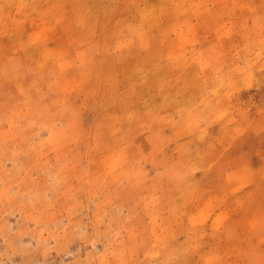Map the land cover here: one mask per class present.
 I'll return each instance as SVG.
<instances>
[{
    "label": "rangeland",
    "instance_id": "1",
    "mask_svg": "<svg viewBox=\"0 0 264 264\" xmlns=\"http://www.w3.org/2000/svg\"><path fill=\"white\" fill-rule=\"evenodd\" d=\"M221 1L99 0L91 43L2 80L0 264H194L264 226V0Z\"/></svg>",
    "mask_w": 264,
    "mask_h": 264
},
{
    "label": "crops",
    "instance_id": "2",
    "mask_svg": "<svg viewBox=\"0 0 264 264\" xmlns=\"http://www.w3.org/2000/svg\"><path fill=\"white\" fill-rule=\"evenodd\" d=\"M221 2L223 5L218 8L204 11L205 14L220 15L216 23H220L223 13L234 6L242 8L244 13L255 4V0ZM99 12V0H0V70L3 71L0 84L2 80L11 77L37 78L40 74L30 73V68L35 70L38 67L39 71H45L51 67L55 52L91 43L98 26L95 23L83 25V20L92 18L94 21L95 17H99ZM201 26L205 30L204 23ZM221 27V32L232 31L230 25L224 24ZM242 35H247L251 40L255 32L245 30ZM19 58H26L29 68H17ZM230 59H239V56L234 54ZM72 62L71 56L59 55L58 63ZM8 86L9 84L7 88ZM2 92L4 93V89H0V93ZM167 109L169 108H159V111ZM191 109L193 107L188 111ZM216 146L211 141L203 146V150L207 153ZM220 152L221 150L215 149L213 155ZM207 172L208 176L214 173L212 168ZM194 237L201 238L199 234ZM203 238L201 247H197L196 252L189 255L193 256L191 261L194 264H264V226L243 230L237 224H232L227 217L223 218V224L219 228L209 229L207 234L204 233ZM180 260L174 259L171 264H181Z\"/></svg>",
    "mask_w": 264,
    "mask_h": 264
}]
</instances>
